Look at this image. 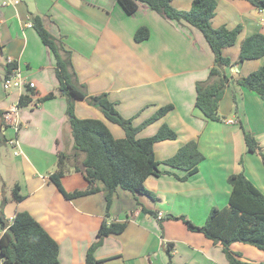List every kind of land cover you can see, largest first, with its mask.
<instances>
[{
	"label": "crops",
	"instance_id": "1",
	"mask_svg": "<svg viewBox=\"0 0 264 264\" xmlns=\"http://www.w3.org/2000/svg\"><path fill=\"white\" fill-rule=\"evenodd\" d=\"M192 1L172 0L170 4L186 11ZM2 2L0 120L6 127L0 126V136L5 139L0 142V215L9 224L17 212L31 215L58 244L60 264H86V252L96 242L104 220L126 223V227L102 240L93 252L96 264H168L167 243L172 244L173 264H227L220 244L189 231L182 221L166 217L183 216L202 226L212 208L227 206L231 191L227 178L239 172L264 195V160L258 153L247 152L243 135L251 134L264 155V103L256 93L236 83L264 63V56L238 62L243 39L264 35V12L244 0H216L212 27L241 26V31L233 46L222 49V56L232 63L225 68L229 80L218 107L222 121L206 122L194 108L195 85L207 80L214 57L196 28L166 20L144 6L127 15L117 0H18L7 6ZM33 16H39L45 29L70 52L76 82L87 96L107 94L120 116L131 119L133 126L171 105L167 114L136 136L150 137L166 124L176 139L154 144L156 160H166L185 143L195 141L204 157L198 172L181 181L184 171L160 165L165 173L144 181L157 200L117 189L108 218L102 192L66 200L49 176L56 170L58 153L72 154L67 102L60 96L36 102L56 93L57 80L53 55L33 29ZM140 27L148 29L149 37L135 43L133 35ZM9 62L16 63L24 81L33 83V88L3 90ZM21 95H30L33 105L18 108ZM74 115L101 120L114 138H124L119 126L107 122L85 100L74 101ZM82 159L79 155L78 163ZM8 174L14 176L13 186L19 187V202L4 194ZM62 184L67 192L87 187L82 174L72 168ZM3 232L0 225V235ZM229 249L243 262L264 263V252L253 246L235 242Z\"/></svg>",
	"mask_w": 264,
	"mask_h": 264
},
{
	"label": "trees",
	"instance_id": "2",
	"mask_svg": "<svg viewBox=\"0 0 264 264\" xmlns=\"http://www.w3.org/2000/svg\"><path fill=\"white\" fill-rule=\"evenodd\" d=\"M172 0H117L119 6L127 15H132L142 8L154 11L166 20L186 23L196 28L208 44L214 60L209 69L207 80L195 85L196 96L194 108L206 122H220L218 114L219 102L228 84L225 68L232 65L228 58L222 56V49L236 43L241 26L228 29L224 26L213 28V18L217 6L216 0H193L186 11L176 10L171 6ZM254 9L264 11V0H244ZM31 25L42 44L50 50L55 61V76L57 80L56 93H49L38 99L37 103L64 97L67 102L66 116L73 139L72 154L58 153L56 170L50 174L49 180L66 200L103 193L107 212L117 189L133 195H143L156 201V196L144 187V181L150 177H159L165 173L159 166L182 170L187 180L198 172V165L204 159L195 141H190L178 148L170 158L158 161L154 156V144L176 139V133L166 124L159 127L156 133L147 138H137V133L163 117L171 109V105L159 108L154 115L139 126H133L131 119H124L116 111L107 94L87 96L83 87L76 82V76L70 61V52L65 51L44 27L39 16H33ZM149 31L145 27L138 28L133 35L135 43L147 40ZM264 56V35L254 34L246 37L240 44L238 62L258 60ZM236 64V63H235ZM234 65V64H233ZM17 67L16 63L6 64L5 76ZM236 83L245 89L256 93L264 103V63L256 71L239 78ZM85 100L96 107L111 124L119 126L124 131V138L116 139L101 120L79 119L74 115V101ZM233 103L235 101L233 100ZM33 105L30 95H21L17 102L18 108ZM2 113L0 112V118ZM5 126L2 119L0 126ZM6 127V126H5ZM244 142L248 153H258L264 160V155L255 138L244 132ZM5 139L0 136V142ZM83 155L78 163L77 157ZM81 173L87 183L84 190L67 192L62 184V178L69 169ZM169 174L168 171H166ZM231 187L228 204L223 208H212L202 226H196L185 217L168 216L173 220L182 221L191 232L201 233L213 244H220L227 264H256L239 259V254L230 251L232 243L239 242L257 248L264 252V195L246 178L243 172L231 174L227 178ZM12 199L22 200L19 187L12 189ZM143 210L146 212L143 208ZM151 215L155 213L147 211ZM0 225L3 233L0 235V256L2 264H60L58 260V244L46 230L27 212H17L9 224L0 215ZM126 223L107 222L104 220L98 231L97 240L86 252L85 263L96 264L94 250L102 240L110 235H118L124 231ZM172 244L167 243L166 253L168 264L171 261ZM264 264V263H263Z\"/></svg>",
	"mask_w": 264,
	"mask_h": 264
},
{
	"label": "built area",
	"instance_id": "3",
	"mask_svg": "<svg viewBox=\"0 0 264 264\" xmlns=\"http://www.w3.org/2000/svg\"><path fill=\"white\" fill-rule=\"evenodd\" d=\"M17 3L18 0H3L2 2V4L6 6L16 5ZM10 63L12 62H9L8 64ZM24 87H28L29 89H31L34 87V84L24 81L17 67L13 69L9 75L4 76V79L2 81V88L4 91H21Z\"/></svg>",
	"mask_w": 264,
	"mask_h": 264
},
{
	"label": "rangeland",
	"instance_id": "4",
	"mask_svg": "<svg viewBox=\"0 0 264 264\" xmlns=\"http://www.w3.org/2000/svg\"><path fill=\"white\" fill-rule=\"evenodd\" d=\"M25 88V87H24ZM10 149V148H8ZM11 155V153H10ZM163 167V166H161ZM71 170V169H69ZM6 181H7V185L4 187V194L7 195V196H11L12 195V189L14 188L13 184H14V176L13 174H8L6 176Z\"/></svg>",
	"mask_w": 264,
	"mask_h": 264
},
{
	"label": "water",
	"instance_id": "5",
	"mask_svg": "<svg viewBox=\"0 0 264 264\" xmlns=\"http://www.w3.org/2000/svg\"><path fill=\"white\" fill-rule=\"evenodd\" d=\"M264 12V11H263Z\"/></svg>",
	"mask_w": 264,
	"mask_h": 264
}]
</instances>
